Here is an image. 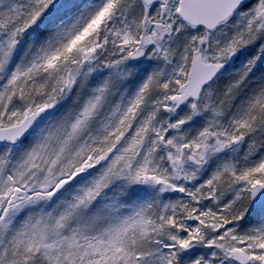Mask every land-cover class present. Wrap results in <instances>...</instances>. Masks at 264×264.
Segmentation results:
<instances>
[{
	"label": "snow or ice",
	"instance_id": "snow-or-ice-1",
	"mask_svg": "<svg viewBox=\"0 0 264 264\" xmlns=\"http://www.w3.org/2000/svg\"><path fill=\"white\" fill-rule=\"evenodd\" d=\"M0 264H264V0H0Z\"/></svg>",
	"mask_w": 264,
	"mask_h": 264
}]
</instances>
